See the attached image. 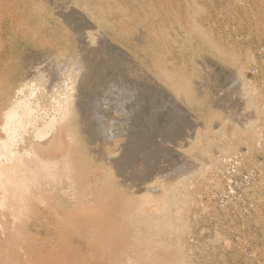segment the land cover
Wrapping results in <instances>:
<instances>
[{
    "label": "rangeland",
    "instance_id": "374dc122",
    "mask_svg": "<svg viewBox=\"0 0 264 264\" xmlns=\"http://www.w3.org/2000/svg\"><path fill=\"white\" fill-rule=\"evenodd\" d=\"M149 9L158 11L165 20L174 23V26H168L159 34V38L170 45V53H174L162 64L169 63L170 67L174 66L169 72L173 74L172 78L188 83L190 88L186 85L189 88L187 90L191 91L187 92H191V96L195 93L193 97H200H195L198 103L193 109L195 125L186 128L189 133L185 129L178 140L181 143L178 149L183 152L175 162L172 158L166 162V166L164 164L165 168H160V172L162 170V174L166 175L159 178H163V184L159 182L161 185L155 188L162 191H153L156 200L153 205L157 206V202L159 203L157 211L154 210L157 215L152 216V222L158 224V212L160 208H164V213L161 211L162 215L159 216V223L165 226L162 227L160 236L157 235V240L164 245V248L157 250L161 254L160 264L171 263L169 257L172 262L177 260L173 264H264V0H0V44H3L0 45V89L16 85L22 78L36 80L35 77L38 78L43 73L42 70L43 75H56L57 81H61L60 74L63 71L75 70L79 74L73 71L75 73L72 76H82L84 79L80 88L83 103L79 104L84 111H76V102L73 114H80L79 117L85 124L90 122L87 125L94 127L95 132H76L73 139L80 138L89 144L88 158H94V154L98 153V143H104L103 147L105 144L111 147L112 156L118 155L119 150L114 152L119 149L116 144L122 143L119 139L123 142L126 140V133L120 132L118 137L106 140L107 136L101 133V128L107 125V117H110L112 120L109 123L113 122V125H118L125 131L129 117L123 118V115H127L125 110L112 106L111 102L105 104L100 97H103V92L113 83V79H120L119 76L125 81L135 75L137 80H142L141 63L148 61L144 55H147L146 52L160 51L159 47L156 49L152 45L153 41L160 39L156 36L152 41L145 33L147 27L144 15ZM77 13L79 16H76ZM126 41L128 42L125 43ZM130 44L131 48L128 47ZM142 48H145L144 52ZM96 56H101L99 61L103 60L102 64ZM89 61L94 63V70L90 69ZM132 65L137 73H133ZM38 69H42V73ZM14 71L15 75L9 76ZM225 75H228V79ZM64 76L66 74L62 78L67 79ZM53 77L55 80V76ZM231 77H238L239 81L246 82L249 92L243 93V96L246 94L247 97H243L241 91L237 95L240 99L243 97L242 101L225 93V80L228 82ZM99 92L102 93L100 96ZM168 92L185 106L190 105L175 90L168 89ZM121 136L125 140L119 138ZM137 154L140 155L141 152L137 151ZM180 158L184 160L181 161ZM141 160L143 159L139 160L140 166H143L144 161ZM195 161L200 162L198 164ZM105 166H108L106 172H114L115 176V165L109 163ZM164 169L169 171L166 173ZM132 172V169L126 168L123 174L127 178L124 179L122 175L115 177L123 180L120 184H124L122 186L126 188L128 184H142L141 178H135ZM168 173L173 177L167 176ZM51 217L41 221L44 222L40 226V234L33 231L34 236L41 242L47 240L45 231L48 227H57V214ZM123 221L128 222L127 219ZM112 231L107 230L99 236L104 239L102 242L93 240L92 245L83 247L85 260L82 261L85 264H120V260L114 258L111 252L117 251L113 250L117 246H112L116 242L104 245V241H110L111 237V241L115 240L116 232ZM62 233L66 234V231ZM146 234L150 235L151 232L147 230ZM136 236L135 233H129L133 242L127 239V243L124 241L123 245L124 248L126 245L133 246L134 250L137 248L134 252L139 255L140 244ZM45 245L43 254L47 257L40 256V260L50 258L54 252L53 244ZM135 255L137 259H131L128 264L138 260L137 253ZM77 261L71 263L84 264L81 260ZM142 262L145 263L146 260L143 259ZM139 263L144 264L138 260L136 264Z\"/></svg>",
    "mask_w": 264,
    "mask_h": 264
},
{
    "label": "bare ground",
    "instance_id": "6f19581e",
    "mask_svg": "<svg viewBox=\"0 0 264 264\" xmlns=\"http://www.w3.org/2000/svg\"><path fill=\"white\" fill-rule=\"evenodd\" d=\"M66 15L68 17V14ZM69 15L72 16L73 14ZM76 16H79L78 13ZM144 19L146 20L145 27H147L145 33L149 35L152 41L156 36L160 39L157 42H152V45H154L156 49L159 47L158 50L160 51L158 53L146 52L147 55H144L148 61L147 63H141V71L143 72L142 80H137L138 78H135L136 75L127 78V81L123 78L121 79L119 76L118 78L120 79L118 81L116 79L113 81V79L111 81V83H113L103 94L101 92L98 94V96L101 94L103 95V97H100V100L103 98L102 101H105V104H107L106 102H111V104H113L112 106L125 110L127 115H123V118L124 116L129 117V124L126 123L127 127L125 126V131L124 128L113 125V122L109 123L112 120L110 117H107V125L105 124L104 127L102 126L101 128V133L107 136L106 140L118 137L121 135L119 134L120 132L123 134L124 132L126 133V140L122 135L123 137L121 136L119 138H123L125 141L123 142V140L121 141L119 139V142L122 143L116 144L117 147L119 146V149H115L114 152L116 153L118 152L117 150H119L120 153H117L118 155L115 154V156H112L113 150L110 149L111 147H108L107 144L103 147L104 143H98V153L94 154V158H88L89 147H87V145L89 144L85 143L84 140H80V138L79 140L73 139L74 133H91L94 128L88 126L90 122L87 123L88 125L85 124L84 120L79 117L81 116L80 114H73L76 107V111H84L80 106L83 103L80 88L83 85L84 79L82 76H72V73L76 72L75 70L72 69L75 72L63 71L67 79L62 78L63 74H60L62 75L61 79L59 78L61 81H57L58 77L56 75H53L55 78L57 77L53 80L52 78L54 77L52 75H43L44 70L38 69L40 73H43L39 74L35 72L39 74L38 78L37 76L35 77L36 80H26V78H22L18 84L0 89V264H73L71 262L75 260L82 261L84 259L83 247L91 244L93 240L94 242H102L101 240L104 239H100L99 236L107 230L115 231L116 236L115 240L111 241L113 238L111 237V239H109L110 241H104V245L106 246L112 244L114 241L116 242V245L113 243L112 246L113 248L117 246V249H113L117 251L111 252L114 254V258L120 260V264H128L131 259H137L136 253L141 263H144L142 262L144 259L146 260L144 264H160L159 257L161 254H159L157 250L159 251V249L164 248V245L162 241L159 242L157 240V235L161 233L162 227L165 226L163 223H159V216L164 208L162 207L163 209L161 210L159 207L160 212H158L159 215L156 219L158 224L152 222V216L157 215L156 209H158L157 206L159 203L157 202V206L153 205V201L155 200L153 191L159 188V182L163 184V178L162 180H159V178H161L162 175H166L162 174V170L160 172V168H162L164 164L166 166V162L172 158L173 161L179 158L181 152H183H180L178 149V146L181 145L178 140L181 139L186 128L195 125V121L193 120V109L198 106V103L195 99L196 96L193 97L195 93L191 96V92H187L191 91L187 90L190 86L188 83H182L183 81L181 82L176 80L177 78H172L173 74L171 73V75L169 72L173 70L172 68L174 66L170 67L169 63L162 64L174 53H170L172 52L170 45L162 38H159V34H162L163 30L167 29L168 26H174V23H169L165 20L163 15L161 16L158 14V11L153 9H149V11L145 13ZM82 20L81 22H83ZM141 30L139 32H141ZM141 34L143 33L141 32ZM1 35H3V33ZM135 38L134 40L136 41L137 38ZM140 41L142 42L143 40ZM140 41L138 42L140 43ZM127 42L128 41L125 43ZM135 43L137 44V41ZM0 45L3 44L1 43ZM132 45L134 46V44ZM128 47L131 48V44L128 45ZM136 47L137 45L134 49H136ZM143 49L145 48L141 50L143 51ZM35 55L37 54L35 53ZM139 55L140 54H138V56ZM119 56H122L121 53ZM99 58H101V56L98 57V62H103V60L100 62ZM137 61H139V59L136 60V62ZM93 64L94 63L91 61L89 67L94 70ZM37 65L40 66L39 64ZM133 65L132 68L134 67ZM66 66L67 65H65V67ZM79 66H81V64H79ZM118 67L119 66H117V68ZM60 68L58 70H61ZM134 72L137 73L138 71L134 70L133 73ZM240 72L242 74V69ZM15 73L16 71L9 76L13 77ZM77 73L78 72H76V74ZM175 73L176 72H174V74ZM227 76L228 75H225L226 78ZM237 78L231 77L228 82L226 81L228 78L225 80V93L236 96V100L238 98L240 99V97L237 96L238 91H241V93H239L242 94V96L243 93L248 94L249 92L246 87V82L242 81L243 84L239 81L240 79ZM94 80L97 79L94 78ZM150 80L154 81V83ZM100 86L98 88H100ZM168 89L175 90L176 93L179 94V97L184 99V102L188 101L190 105H187L191 107L185 106L178 98L176 99L173 97L168 92ZM75 90H78L79 93H76ZM246 94L244 96H246ZM197 97L199 96L197 95ZM243 97L241 99H243ZM241 99L240 101H242ZM76 102H78V106L76 105L75 107ZM94 105L97 106L96 104ZM102 105H104V103ZM83 106V108H86V105ZM255 109L257 110V108ZM107 110L109 111V109ZM84 113L81 114L83 115ZM250 113H252L251 110ZM187 131L189 133V130ZM89 142H91V140H89ZM137 151H140L141 154L136 155ZM141 158L143 159L141 161H144L143 166H140L139 160ZM183 160L184 159L181 161ZM199 162L195 161V163L198 164ZM109 163L115 165V171H117L115 176L122 175L124 179L127 178L123 172L126 168H130L133 170L135 178H141L140 183L142 184L138 183L137 186L128 184L129 186L127 188L123 187L122 185L124 184H120V182L123 183V180L116 179L113 175L114 172L111 173L107 171L111 174L106 172L108 166L105 168V165ZM186 163L184 165H186ZM191 165H193V163ZM193 170L194 169H192V171ZM168 171L169 170H167L166 173ZM159 172L161 175L158 174ZM171 173H168L167 176L171 175ZM173 179H175V177ZM155 186H158V188H155ZM163 187L165 188L164 185ZM175 188L174 190H176ZM158 191H162V189H158ZM54 214L58 216L57 227H48L45 231L47 240L45 242L39 241L34 236L33 231L40 234V226L44 222L41 223V221L43 219H51V216ZM125 219H127L128 222L124 223L123 220ZM147 230L151 232L150 235L146 234ZM65 231L66 234L62 233ZM129 233H135V236H138V242L140 244L139 255L138 252H134L138 249L136 248V250H134L132 248L133 246L126 245V248H129H124V241L127 243V239H130ZM130 240L128 241L133 242V239ZM46 243L55 246L53 248L54 252L50 258L40 260L41 258H38L40 256L47 257V255L43 254L45 253L43 250ZM130 245L132 244L130 243ZM135 246L136 244L134 248ZM168 252L171 254L170 251ZM168 252H166V254H168ZM138 260L131 263L136 264ZM168 260H171L169 264H173L176 259L174 260L173 258L174 261L172 262V259L169 257ZM77 262L76 264H78ZM82 262L84 263L85 261Z\"/></svg>",
    "mask_w": 264,
    "mask_h": 264
}]
</instances>
